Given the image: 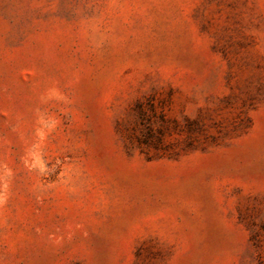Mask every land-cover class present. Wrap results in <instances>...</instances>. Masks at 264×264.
I'll list each match as a JSON object with an SVG mask.
<instances>
[{"label":"rangeland","instance_id":"374dc122","mask_svg":"<svg viewBox=\"0 0 264 264\" xmlns=\"http://www.w3.org/2000/svg\"><path fill=\"white\" fill-rule=\"evenodd\" d=\"M0 264H264V0H0Z\"/></svg>","mask_w":264,"mask_h":264}]
</instances>
